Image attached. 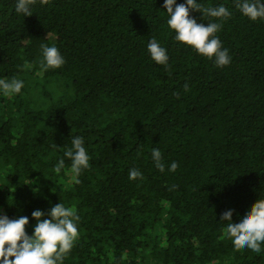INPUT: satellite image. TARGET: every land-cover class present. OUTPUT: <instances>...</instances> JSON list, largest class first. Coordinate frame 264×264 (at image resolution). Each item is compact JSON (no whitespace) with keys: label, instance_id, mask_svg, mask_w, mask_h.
I'll return each mask as SVG.
<instances>
[{"label":"trees","instance_id":"obj_1","mask_svg":"<svg viewBox=\"0 0 264 264\" xmlns=\"http://www.w3.org/2000/svg\"><path fill=\"white\" fill-rule=\"evenodd\" d=\"M15 2L0 0V79L23 81L0 93V215L27 216L31 235L34 210L74 208L79 235L61 264H264V244L235 248L219 222L264 195V18L234 0H201L228 18L190 11L221 25L231 62L218 67L174 39L164 0H30L27 16ZM153 37L167 66L149 56ZM44 44L61 67L43 68ZM72 135L90 157L78 183L63 157Z\"/></svg>","mask_w":264,"mask_h":264},{"label":"clouds","instance_id":"obj_2","mask_svg":"<svg viewBox=\"0 0 264 264\" xmlns=\"http://www.w3.org/2000/svg\"><path fill=\"white\" fill-rule=\"evenodd\" d=\"M236 9L252 21L264 18V0H234ZM163 7L167 13V26L174 32V39L191 46L202 56L212 59L216 66L223 67L231 62L228 49L215 33L221 25L208 21L207 25L198 23L190 16V11H199L203 18H228L231 12L223 3L215 7H205L201 0H164ZM14 11L30 15V0H16ZM150 58L159 65L167 66L169 57L167 49L161 46L155 38L147 44ZM42 66L44 69L59 68L64 64V58L55 45H41ZM23 81L0 79V93L13 95L20 93ZM63 157L71 162L70 172L72 179L79 182L78 177L82 169L89 166V155L84 146V140L79 135H72L70 147L63 151ZM151 159L155 167L163 172L165 164L162 163V154L158 148L151 149ZM65 166V160L59 159L54 165V171L59 173ZM178 167L175 161L168 166V171L174 172ZM137 169L129 171V179L140 177ZM34 183V182H31ZM231 209L225 210L220 215L224 222L225 236L231 240L235 248H248L254 252H261L264 244V195L250 206L235 222L232 220ZM35 220L31 235L25 231L29 223L27 216L10 219L0 215V264H61L64 254L69 252L77 239L79 216L72 207L59 202L54 204L47 213L36 209L31 213ZM47 216L48 218H44Z\"/></svg>","mask_w":264,"mask_h":264}]
</instances>
